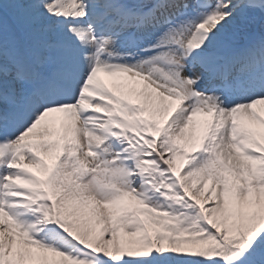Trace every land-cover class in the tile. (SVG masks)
I'll return each mask as SVG.
<instances>
[{
  "label": "snow or ice",
  "instance_id": "1",
  "mask_svg": "<svg viewBox=\"0 0 264 264\" xmlns=\"http://www.w3.org/2000/svg\"><path fill=\"white\" fill-rule=\"evenodd\" d=\"M0 264H264V0H0Z\"/></svg>",
  "mask_w": 264,
  "mask_h": 264
}]
</instances>
